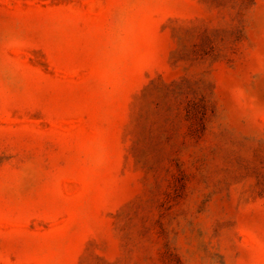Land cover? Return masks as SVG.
I'll return each instance as SVG.
<instances>
[{"label": "rangeland", "instance_id": "rangeland-1", "mask_svg": "<svg viewBox=\"0 0 264 264\" xmlns=\"http://www.w3.org/2000/svg\"><path fill=\"white\" fill-rule=\"evenodd\" d=\"M0 264H264V0H0Z\"/></svg>", "mask_w": 264, "mask_h": 264}]
</instances>
